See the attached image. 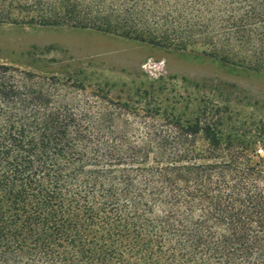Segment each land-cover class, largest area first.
Masks as SVG:
<instances>
[{"label": "trees", "instance_id": "obj_1", "mask_svg": "<svg viewBox=\"0 0 264 264\" xmlns=\"http://www.w3.org/2000/svg\"><path fill=\"white\" fill-rule=\"evenodd\" d=\"M203 4L264 74V0ZM11 5L31 24L81 21L70 0H0V22L17 23ZM70 81L0 63V264H264V120L161 123L148 107L130 122Z\"/></svg>", "mask_w": 264, "mask_h": 264}, {"label": "rangeland", "instance_id": "obj_2", "mask_svg": "<svg viewBox=\"0 0 264 264\" xmlns=\"http://www.w3.org/2000/svg\"><path fill=\"white\" fill-rule=\"evenodd\" d=\"M144 1L150 9L128 15L123 0H70L81 21L67 12V20L51 19L60 22L53 26L28 23L35 13L5 7L18 21L0 22V63L69 77L83 88L73 90L77 98L99 110L127 108L121 114L130 122L151 121L148 107L161 123L264 120V74L247 69L241 48L209 25V8L195 0ZM197 17L208 36L198 35ZM87 19L88 28L75 25Z\"/></svg>", "mask_w": 264, "mask_h": 264}]
</instances>
